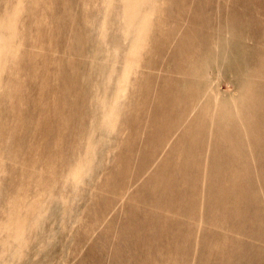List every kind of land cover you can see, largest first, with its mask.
I'll return each mask as SVG.
<instances>
[{"label":"rangeland","instance_id":"374dc122","mask_svg":"<svg viewBox=\"0 0 264 264\" xmlns=\"http://www.w3.org/2000/svg\"><path fill=\"white\" fill-rule=\"evenodd\" d=\"M0 264H264V0H0Z\"/></svg>","mask_w":264,"mask_h":264}]
</instances>
